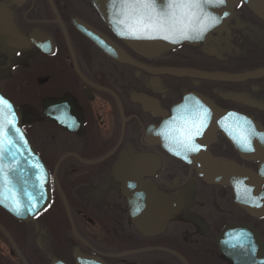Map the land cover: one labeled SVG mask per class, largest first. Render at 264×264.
Returning a JSON list of instances; mask_svg holds the SVG:
<instances>
[{"label": "flooded vegetation", "instance_id": "af4514ba", "mask_svg": "<svg viewBox=\"0 0 264 264\" xmlns=\"http://www.w3.org/2000/svg\"><path fill=\"white\" fill-rule=\"evenodd\" d=\"M0 5L28 41L9 56V49L0 51V92L20 110L50 186L48 205L31 222L0 209V264H49L50 257L65 264H264V215L242 209L229 185L207 183L197 160L145 140L147 130L191 92L264 128V22L247 0H239L228 32L152 58L118 40L92 0ZM90 35L119 50L109 55ZM19 69L32 76L39 107L18 102L4 83ZM172 69L252 75L212 80L167 72ZM38 121L58 136L48 142L55 148L50 152L31 138ZM208 151L256 169L220 132ZM141 205L139 215L131 214ZM54 210L64 219L52 222L50 238Z\"/></svg>", "mask_w": 264, "mask_h": 264}, {"label": "water", "instance_id": "95a60500", "mask_svg": "<svg viewBox=\"0 0 264 264\" xmlns=\"http://www.w3.org/2000/svg\"><path fill=\"white\" fill-rule=\"evenodd\" d=\"M252 12L264 22V0H247ZM95 8L109 30L131 51L145 57L152 58L169 51L176 46L197 45L208 41L216 33L228 32V24L234 15L239 0H201L204 12L216 17L220 23L210 28L200 39H166L165 34L145 32L136 35H121L130 33L132 29L142 28L149 23H159L166 20L170 14L176 17L182 15L178 7L189 0H92ZM154 5V11L138 7L141 4ZM227 13V15H225ZM186 19V18H185ZM203 19V16L200 17ZM123 21V23H121ZM90 38L111 56L119 50L107 39L96 35ZM27 46L28 41L15 29L10 12L0 5V51L8 56ZM177 75H195L212 80H239L252 74H226L220 72L195 73L189 70H167ZM0 208L19 221L31 222L33 216L41 211L49 202V181L47 170L35 151L32 143L21 128L22 114L19 109L0 92ZM209 110L207 126L202 134L194 138L199 150L176 155L169 148H180V129L185 120L195 118L199 110L196 102ZM187 104V109L178 111ZM10 106V107H9ZM231 114V115H230ZM175 118V119H174ZM166 122H172L174 131L171 133L175 140L166 139L161 133ZM256 134L253 135L252 132ZM220 132L234 146L238 154L247 161L257 163L256 170L240 167L220 158H213L209 151V144ZM246 136L251 149L242 146L238 141ZM264 128L250 117L233 113L219 108L212 102L197 93L185 94L181 101L173 106L171 113L166 115L159 125L149 128L145 134L148 143L159 144L166 152L185 161L197 160L203 165L198 169L200 176L210 184H227L232 187L236 202L246 212L261 216L264 215ZM37 227V226H36ZM75 255V252L73 253ZM49 264H65L55 257H50Z\"/></svg>", "mask_w": 264, "mask_h": 264}, {"label": "snow or ice", "instance_id": "6c2138e0", "mask_svg": "<svg viewBox=\"0 0 264 264\" xmlns=\"http://www.w3.org/2000/svg\"><path fill=\"white\" fill-rule=\"evenodd\" d=\"M205 2H207V0H205ZM219 2L224 3V0H219ZM138 7L149 10L150 13L154 11V5L150 3H144ZM169 7L180 8L182 10V15L176 17L173 13L170 14L166 20H161L159 23H149L142 28L132 29L130 33L122 32L121 35L156 32L158 34H165L166 39H200L210 28L220 23L218 18L209 16L204 12L201 0H189L187 3L169 5ZM225 15H227V13H225ZM201 16H203V19H200ZM121 23H123V21H121ZM0 103L4 102L0 101ZM196 104L199 110L195 113V118L185 120L184 127L179 130L181 137L179 141L181 150L172 147L169 148L170 151H173L178 156L184 154L185 158H187L188 152H196L199 150L200 146L194 142V138L202 134L204 128L207 126V121L210 115L209 110L200 105L199 101H197ZM186 109L187 104L181 106L178 111L183 112ZM173 131L174 128L172 122H166L165 127L161 129V133L166 139L175 140L176 138L171 135ZM252 134L255 135L256 133L253 131ZM238 142L249 150L251 149V145L246 136H241ZM136 210H139V206H137Z\"/></svg>", "mask_w": 264, "mask_h": 264}, {"label": "rangeland", "instance_id": "374dc122", "mask_svg": "<svg viewBox=\"0 0 264 264\" xmlns=\"http://www.w3.org/2000/svg\"><path fill=\"white\" fill-rule=\"evenodd\" d=\"M29 75L30 74H26L23 69L22 70L19 69L17 72H15L13 77L11 78L7 77L6 78L7 80H4V83L6 84L7 87L12 89V91L17 97L18 102L20 103L23 101H25L26 103L30 102L35 107H39V94L37 90L29 87L31 85L29 80H32V76H29ZM27 92L30 93V95L32 93V96L29 97L30 95L28 96ZM31 138L35 146L40 148L41 145L43 144L48 152L52 151V149H55V148H52L48 142L51 143V142H54V140H58V136L53 135L49 131L45 130V127L42 126L41 121H38L36 123V126L31 130ZM53 145H56V142L53 143ZM3 217H6V216L3 215ZM60 217L64 219L59 210H54V212L50 213V216H49V233H50L49 236L50 238H52L51 235L52 236L54 235L53 230L51 228L52 222H58V219ZM50 245L56 246V244H53V242H51ZM63 245L65 247V244ZM64 247L62 246L61 252L64 250ZM52 248L56 255L58 254L60 255V253H58L59 250L57 251L55 250L54 247ZM62 254H65V250H64V253Z\"/></svg>", "mask_w": 264, "mask_h": 264}, {"label": "clouds", "instance_id": "9594fccd", "mask_svg": "<svg viewBox=\"0 0 264 264\" xmlns=\"http://www.w3.org/2000/svg\"><path fill=\"white\" fill-rule=\"evenodd\" d=\"M131 186L132 187H135L134 182L131 184ZM139 195L141 196L142 199L145 198V194L143 192L139 193ZM145 206L146 205H141L139 207V210L138 211L135 209L131 214H133V215H139V213L143 211V209H144Z\"/></svg>", "mask_w": 264, "mask_h": 264}, {"label": "bare ground", "instance_id": "6f19581e", "mask_svg": "<svg viewBox=\"0 0 264 264\" xmlns=\"http://www.w3.org/2000/svg\"><path fill=\"white\" fill-rule=\"evenodd\" d=\"M54 228H55L56 230H58L59 228L61 229V227H60V225H59L58 223H56V225L54 226Z\"/></svg>", "mask_w": 264, "mask_h": 264}]
</instances>
